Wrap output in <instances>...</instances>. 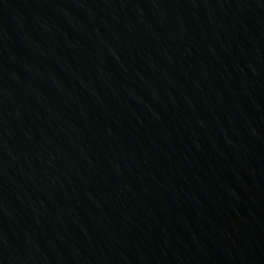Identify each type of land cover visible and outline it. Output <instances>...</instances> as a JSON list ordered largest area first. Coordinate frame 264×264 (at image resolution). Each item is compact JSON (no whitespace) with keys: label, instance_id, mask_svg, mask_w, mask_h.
Returning a JSON list of instances; mask_svg holds the SVG:
<instances>
[{"label":"water","instance_id":"95a60500","mask_svg":"<svg viewBox=\"0 0 264 264\" xmlns=\"http://www.w3.org/2000/svg\"><path fill=\"white\" fill-rule=\"evenodd\" d=\"M0 264H264V0H0Z\"/></svg>","mask_w":264,"mask_h":264}]
</instances>
